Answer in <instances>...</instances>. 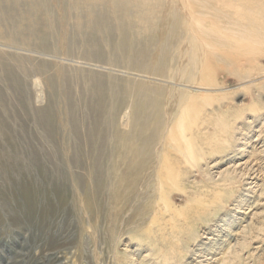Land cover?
<instances>
[{
	"label": "rangeland",
	"instance_id": "374dc122",
	"mask_svg": "<svg viewBox=\"0 0 264 264\" xmlns=\"http://www.w3.org/2000/svg\"><path fill=\"white\" fill-rule=\"evenodd\" d=\"M206 1L0 0V264H264V0Z\"/></svg>",
	"mask_w": 264,
	"mask_h": 264
},
{
	"label": "bare ground",
	"instance_id": "6f19581e",
	"mask_svg": "<svg viewBox=\"0 0 264 264\" xmlns=\"http://www.w3.org/2000/svg\"><path fill=\"white\" fill-rule=\"evenodd\" d=\"M187 3L189 2H196L197 4H199L198 6L200 8H204L206 9L207 7L205 6L207 4V1L206 0H186ZM184 3V2H183ZM207 12V11H206ZM216 12L218 13H221V11L219 10H216L214 9L213 10V13L216 14ZM205 13V12H204ZM170 16V15H169ZM213 19H218L219 16H216L213 15ZM225 15L222 14V18H225L227 19V23H224V24H220V25H216L217 27H219V29L221 28H224L227 30V32L229 34H231V38H240V39H244L246 41H249L250 43L248 44V47H250L251 49H254V48H259V46L261 45H264V30L258 28L257 26L255 25H251V24H248V25H245V24H237L235 23L234 21L230 20L229 18L227 17H224ZM217 17V18H216ZM173 19V18H172ZM176 19V18H174ZM212 19V18H211ZM212 19V22L213 24L214 23V20ZM219 22V21H218ZM176 24H173L172 27H169L170 30L173 31V27H175ZM233 26H236V28H232ZM196 28V27H194ZM223 30V29H222ZM197 31V30H196ZM195 31V32H196ZM201 38H208V43L211 44L212 46H226L228 48H231L232 47V41L225 38L224 37H219V35L217 33H215V31L211 30L210 28H207V27H204V26H199L198 27V32L196 33V35L194 36L193 38V45H196L197 47H201ZM251 45V46H250ZM245 47V46H244ZM198 52H200V50H197ZM207 51V50H206ZM202 53V52H201ZM249 53V52H248ZM196 54V53H195ZM206 54V53H205ZM208 55V58L211 60L210 57L212 56H218L217 58H220L221 59V56H219L218 54H216V52H214V50H209L207 51V54ZM206 58V59H208ZM203 59V58H202ZM208 59V61H209ZM187 62L188 63H199V59L198 57L194 56V55H189L187 57ZM210 62V61H209ZM208 62V63H209ZM156 120V119H155ZM158 120V119H157ZM145 124H147L145 122ZM182 125V124H181ZM146 128V126H142L141 127V131L144 130ZM158 128V127H157ZM179 132V131H178ZM181 135V134H180ZM177 136V135H176ZM181 139V138H180ZM179 141V140H178ZM141 152V151H139ZM90 199L86 197L85 201H84V206L85 207H89L90 206Z\"/></svg>",
	"mask_w": 264,
	"mask_h": 264
}]
</instances>
